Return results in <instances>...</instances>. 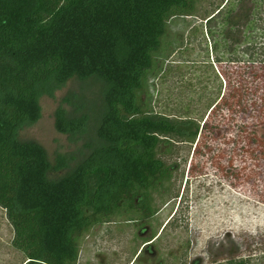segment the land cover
Instances as JSON below:
<instances>
[{"label": "trees", "instance_id": "16d2710c", "mask_svg": "<svg viewBox=\"0 0 264 264\" xmlns=\"http://www.w3.org/2000/svg\"><path fill=\"white\" fill-rule=\"evenodd\" d=\"M203 1L0 0V206L25 264H78L79 240L93 226L154 216L152 193L175 170L162 155L177 143L195 144L197 176L215 152L219 174L264 186V57L251 40L264 1L224 0L200 13ZM196 3L226 91L197 119L172 117L150 110L143 94L169 20L194 15ZM72 78L98 82L99 100L71 95L72 108H58V131L87 138L86 151L52 162L20 131L40 118V98ZM239 114L250 122L236 123Z\"/></svg>", "mask_w": 264, "mask_h": 264}, {"label": "rangeland", "instance_id": "374dc122", "mask_svg": "<svg viewBox=\"0 0 264 264\" xmlns=\"http://www.w3.org/2000/svg\"><path fill=\"white\" fill-rule=\"evenodd\" d=\"M223 1L204 0L200 13ZM258 19L260 29L251 40L255 57L261 60L264 3ZM211 47L206 22L197 16V3L194 15L171 18L162 51L147 76L143 97L148 108L172 117L197 119L205 115L208 106L226 91ZM99 91L100 84L94 80L72 78L54 96L43 95L40 118L25 125L20 138L41 144L52 162L60 154L80 156L86 151L83 145L87 138L74 141L59 132L56 112L59 107L72 108L65 101L71 95L97 102ZM229 115L223 113L227 118ZM237 118L236 123L246 119L242 114ZM259 133H263L262 128ZM194 150L195 144L183 142L162 155L175 170L172 178L152 193L153 206L157 207L154 216L145 218L136 211L93 226L79 240L78 264H230L231 259L264 264V186L256 190L219 174L210 159L215 152L203 159L204 163L208 159L207 174L197 176V172H190ZM13 238V226L0 206V264L26 263L24 253L13 246Z\"/></svg>", "mask_w": 264, "mask_h": 264}]
</instances>
